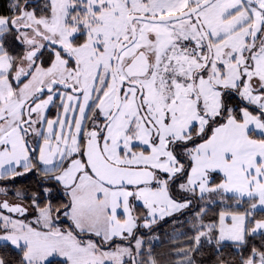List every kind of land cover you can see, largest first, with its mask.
I'll return each instance as SVG.
<instances>
[{"label": "snow or ice", "instance_id": "6c2138e0", "mask_svg": "<svg viewBox=\"0 0 264 264\" xmlns=\"http://www.w3.org/2000/svg\"><path fill=\"white\" fill-rule=\"evenodd\" d=\"M0 184V264H264V0H4Z\"/></svg>", "mask_w": 264, "mask_h": 264}, {"label": "trees", "instance_id": "16d2710c", "mask_svg": "<svg viewBox=\"0 0 264 264\" xmlns=\"http://www.w3.org/2000/svg\"><path fill=\"white\" fill-rule=\"evenodd\" d=\"M3 2H4V0H0V3H3ZM32 179H33V175H31V177H25L24 180H21L18 182L20 184L18 187H25V186L32 187V186H34L35 182H36V177L34 178V180H32ZM213 207L214 208L216 207L217 209H214ZM223 207H225V206H223V205L221 206L218 203L211 205V207H210L211 213L209 212V216L214 217L215 214H217L216 212L220 211L221 208H223ZM212 210L214 211L213 213H212ZM175 218L176 217H168L165 220H162L158 224L154 225L151 232H148V230L146 232H148L149 236H159L161 238V240L166 241L170 232H172L174 228H180L181 227L180 224L173 225L172 220ZM179 219L183 220L184 217L180 216ZM185 229H188L187 226H185L183 228V230H185ZM250 241H251V243H254L257 246L264 243V240H261L259 237L250 238ZM167 247L169 248V245L167 243L163 246H161L160 244H157L155 251L158 254H160L163 250H166ZM206 250L203 252V254L201 256L198 257V259L202 260L204 262V264H215L216 257L214 255V253L211 251L210 246H208V248L206 247ZM12 254H14V253H12ZM224 254L229 259H232L233 257L238 256V252L231 247H227L225 249Z\"/></svg>", "mask_w": 264, "mask_h": 264}, {"label": "rangeland", "instance_id": "374dc122", "mask_svg": "<svg viewBox=\"0 0 264 264\" xmlns=\"http://www.w3.org/2000/svg\"><path fill=\"white\" fill-rule=\"evenodd\" d=\"M216 203H218V204H220L221 206L223 205V206H225L224 204H221L220 203V201H219V198H217V202ZM229 203H232L231 201H229ZM214 208V207H213ZM214 209H217L216 207L214 208ZM210 213H211V210L209 211ZM214 211L212 210V213H213ZM218 212L219 211H217L216 213L218 214ZM211 215V214H210ZM166 218H168V217H166ZM165 218V219H166ZM142 231H144V232H146L147 230L145 229V230H142ZM184 231H188V229H185ZM173 232V231H172ZM172 232H170V234H169V236L172 234ZM170 246V245H169ZM207 248H208V246H206ZM165 249V248H164ZM206 250V249H205ZM168 251V247H167V249L166 250H163L161 253H166ZM207 251V250H206Z\"/></svg>", "mask_w": 264, "mask_h": 264}, {"label": "flooded vegetation", "instance_id": "af4514ba", "mask_svg": "<svg viewBox=\"0 0 264 264\" xmlns=\"http://www.w3.org/2000/svg\"><path fill=\"white\" fill-rule=\"evenodd\" d=\"M26 177H31V175H29V176H26ZM24 178L25 177H19V178H17L16 180H15V185L16 186H19L20 184L18 183L19 181H21V180H24ZM34 178H35V176H33V179L32 180H34ZM5 183H8V186H11V182H5ZM0 186H3L2 184H0Z\"/></svg>", "mask_w": 264, "mask_h": 264}]
</instances>
